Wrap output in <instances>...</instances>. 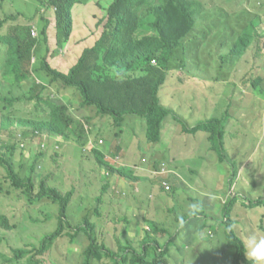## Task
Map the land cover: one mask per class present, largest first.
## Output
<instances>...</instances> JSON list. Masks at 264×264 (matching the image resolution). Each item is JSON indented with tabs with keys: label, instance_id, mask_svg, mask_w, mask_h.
Returning <instances> with one entry per match:
<instances>
[{
	"label": "rangeland",
	"instance_id": "374dc122",
	"mask_svg": "<svg viewBox=\"0 0 264 264\" xmlns=\"http://www.w3.org/2000/svg\"><path fill=\"white\" fill-rule=\"evenodd\" d=\"M110 1L88 0L85 3H76L71 11V16L74 20L73 32L69 40L62 45L58 43L55 23H51L47 30L50 53L55 49L59 52L60 49L62 50L60 55L52 53L49 56V61L53 66L60 65V68H64L69 64L70 60H76L84 48L93 46L96 40L93 37L96 35L100 36L97 33L103 27L98 20L106 16V8ZM6 2H8L6 6L4 3L3 8L0 9V18L6 16V14L13 13L18 17L19 25L30 23L32 26L34 24L31 27H34L33 34L41 37L43 36L42 24H46L47 19L52 18L55 14L53 8L38 0H6ZM208 2L223 4L226 9L223 11H198L192 9V6L194 4L203 8L202 1L187 0V9L191 10L196 20L194 29H198L201 35H207L205 32L206 28L210 29L211 27H237V29L243 27V29L234 35L222 33L216 38L214 37L209 47L205 45L203 47L198 46L199 55L206 61L207 67L200 68V65H197L195 61L189 63L187 61L189 54H182L181 50H177L176 55L172 56L166 68L169 82L165 87H170L174 72L183 71L173 88L184 86L188 89L189 82L195 81L192 86L193 90H205L211 96L212 104H214L215 94L220 91V80H217V74L220 73L219 59L223 53L234 45L231 41L234 36L241 35L247 27H259V17L253 16V10H259V6L240 5L238 0H208ZM157 4L164 5V0H157ZM33 16L36 18L34 19ZM154 20V10H152L143 21L142 27L139 28L145 33H150L153 28L149 25ZM8 21L10 22V20ZM9 22L4 26L7 35L15 30L14 28L8 29ZM142 36L144 35L138 34V37ZM197 41L200 43L201 39L197 37ZM191 43L193 44L194 41H191ZM259 45L261 46L262 42ZM6 53L7 44L0 43V68L4 70V73ZM67 56H70V60ZM249 60L253 63L250 70L254 72H249V75H245L243 83L248 84L246 86L249 88L248 92L253 93L255 99L253 103H243L241 107L244 111H247L244 114L254 115L255 119L249 124L240 122L236 130L233 127L226 129L228 148L231 146V136L237 132L243 133L247 138L246 143L242 145L239 153H237L240 157L245 156L239 162L241 166L240 173L236 175L235 169L232 167L231 172H228V177L232 181L228 179L226 182L225 176L219 174L223 173V169L220 168L218 174L213 176L212 182L204 185L202 193L195 191V186L191 187L184 180L175 178L174 192H159L155 196L157 201H165L170 197V200L176 204L181 214L195 212L190 211L194 207L208 215H211L210 213L213 211L222 218L226 202L231 196L238 195L230 213L234 216L235 223L240 222L235 226L234 230L242 242L253 234L264 236V204L247 205L248 203L242 197L246 196L250 199L264 197V120L261 113L258 110L255 111V108L251 106L260 104V100L256 98V94L259 93L257 89L260 84L264 87L261 83V75L258 76L260 69H257L259 67L262 68V64H264V48L260 47L259 53L255 48L251 49ZM34 62L39 63L38 55L34 58ZM256 63L258 64L256 65ZM187 67L192 70H188ZM38 73L40 72H37V70L32 73L34 81L31 85L24 83L14 84L12 82L14 76L11 80L4 83H2L4 78L0 80V125L4 122L10 124L8 128L0 131V137H2L0 145L8 142L7 146L2 150L3 152L7 151L12 156L14 142L17 143L15 138L13 139V134L22 127L17 124L19 122L14 123L10 116L14 118H36L44 117L48 114L49 106L45 102L36 104L34 101L30 102L27 100L30 96V89L33 88L34 82L37 81L36 77H40L39 81L42 83H48L52 79V76L48 73H45L46 75H39ZM135 74H140V71L137 70ZM250 77L251 79H249ZM259 79L260 81H258ZM61 82L63 81L56 80L58 86L61 85ZM236 83L239 86V96L241 98L247 96V91L240 87L241 81H236ZM254 83L256 84L254 85ZM48 89L45 90V98L56 97L60 88L55 86L53 91H48ZM61 89L63 94H69L73 98L79 97L76 90H73L74 88H69L70 91L68 92H65V88ZM125 90H115L116 100L112 101L120 109H124L123 106L128 103L126 98L129 96L124 92ZM224 92L234 93L235 88H231L230 92L229 90H224ZM54 93H57V95H54ZM5 96L20 98L16 100L13 106L8 107L10 103L3 99ZM91 96L96 97L97 90L92 89ZM261 97L264 98V95ZM233 98H235L233 95L222 97L226 103V111L230 108ZM139 99L140 97L137 96L136 99L132 100L138 102L140 101ZM129 107H133V105L131 104ZM181 114L193 125L205 118L221 116L220 112L212 108L207 112L191 110L182 111ZM169 116L171 117L172 115ZM109 117L97 124H93L91 121L87 122L90 126L89 133L86 132L84 126L81 127L76 122H73L68 129L69 139L64 138L62 140L58 150L60 153L59 157H57L58 151L55 152L52 147L45 150L38 147L33 150H23L17 143L13 158L14 168L22 180L31 178L34 188L31 191V196L27 188L18 189L5 168L0 166V253L3 254H0V264H112L111 259L105 256H102V258H87L86 251L92 242L84 231L76 232L73 230L74 228L72 227L79 224L93 228L94 244H98L99 249H111L118 253L126 245L130 246L129 249L134 248L137 250L146 241L155 239V234H157L160 237L157 241L160 243L158 249L149 245L147 247L146 261L157 259L159 264H185L184 259L170 255L168 252L161 255L160 249H167L166 245L169 243L166 240H168L167 235L170 234L162 227L166 226L171 233H174L175 230L170 229L171 221L167 219L159 220L148 212L147 217L153 221L152 223H155V227L152 229L151 222L147 220L146 226L148 229L144 228L142 230L139 225L135 224V220L131 221L128 215L125 214L121 200L126 196V193L122 192L121 188L119 191L113 188L111 192L108 191V187L106 190L103 189L105 182L112 181L113 174H108V171L105 172L103 170L102 165L104 163L99 157L94 156V150L96 149L94 147L99 148L105 154L104 160H109L113 165H118L125 154L126 156L129 154L141 158L143 155L151 154L156 147V144L149 142L146 137L145 119L142 116L134 115L133 118L128 119L122 126L121 131L119 130L120 128L114 125L111 116ZM91 119V116H87L86 121ZM220 119L219 117L218 120ZM3 134L4 136H2ZM100 138L104 140L102 144L98 143ZM198 147L204 149L205 142H201ZM3 152L0 151V154L2 156L5 155L8 159V156ZM216 153L215 151L213 161L210 158V162H213L214 165L217 164ZM146 161L147 159H142V162ZM227 163L228 159L221 161L220 165L226 166ZM128 166L137 168V165L133 163H129ZM167 170H170V168ZM194 177L196 176L194 175ZM197 180L201 182L202 177L198 176ZM233 180H236L235 184ZM44 188L58 189L62 195L71 193L65 218L60 217V204L53 200L51 196L40 199L37 197ZM155 191V188H150L144 192H139L137 199L134 195H131L128 204L134 202L133 207H145L153 200L154 197H151L150 194L152 192L155 193ZM114 200L116 201L115 203L121 205L120 209H113L111 203L113 204ZM211 202H214V207L209 204ZM219 207H221L220 211ZM157 211V217L165 215V218H167V214L163 210ZM85 218L87 220L86 223L84 222ZM176 220L178 218L174 217V221ZM6 221H9L12 225L11 229L6 227ZM180 222L179 220L178 225ZM60 224L63 227V233L60 232V236L51 241L50 245H47L43 255L38 253V247L42 243V239L55 233ZM131 226L139 229L141 238L135 234L137 232L136 229L133 232L129 231ZM211 227L212 230H216L214 224H211ZM154 230L158 232L154 234ZM185 231L186 228L184 227L181 232L185 233ZM178 232L176 231V234ZM207 233L204 228L196 229L194 232L192 231L188 240L184 243L187 247H192L195 252H198L201 247H199V244H203L207 240ZM128 237L131 238L130 242L126 240ZM15 248L25 249L27 253L21 259H18L14 253ZM218 253L219 255H227V257L232 254L227 250L223 251V249H219ZM129 257H131V254ZM248 260L249 264H253L250 258ZM115 264H130V261L128 262L127 260Z\"/></svg>",
	"mask_w": 264,
	"mask_h": 264
},
{
	"label": "trees",
	"instance_id": "16d2710c",
	"mask_svg": "<svg viewBox=\"0 0 264 264\" xmlns=\"http://www.w3.org/2000/svg\"><path fill=\"white\" fill-rule=\"evenodd\" d=\"M38 1L55 10L54 16L47 19L46 24H42V37L33 34L34 27H31L34 24L31 26L30 23L18 24L16 25V29L10 34L0 35V37L5 36L10 38L9 42L11 44L9 59L6 63L7 70L5 71L7 81L11 80L14 76L12 81L14 84L24 83L31 85L34 81L32 76L34 70L40 72L38 73L39 75H46L45 73H48L52 76V79L48 83H42L39 81L40 77H36L37 81L34 82L33 88L30 89V96L27 99L30 102L34 101L36 104L45 102L49 106L46 116L14 118L9 115L14 123L19 122L17 124L22 127L13 134V139L15 138L19 147L23 150H33L36 147L45 150L52 147L57 152L62 140L64 138L69 139L68 129L73 122H76L81 127L84 126V122L76 117V115L83 111L82 107H87L89 104L96 105L101 113L112 116L116 127L121 125V121L127 113L142 115L145 117V133L148 141L159 142L163 121L173 119V117L168 116L170 110L158 100V90L165 79L164 72H166V68L172 56L176 55L177 50H181L182 54L194 53L199 55L198 46H207L205 41L206 35L203 36L198 31L194 32L195 17L191 10L187 9V0H164V5L157 4V0H111L106 8V16L98 20L99 24L103 26L102 30L97 33L100 36L94 41L92 47L84 48L76 60L71 61L70 56H67L70 60V67L66 71L63 68L53 66L49 61V56L52 53L60 55L62 50L60 49L59 52L55 49L50 53L51 49L48 45L47 30L51 23H55L58 33V43L62 45L67 42L73 32L74 26V20L71 16L72 8L76 3H85L88 0ZM152 10H154L155 20L149 26L154 31L145 33L139 27H142L143 21ZM15 17V14L10 13L0 18V31L4 29V26L9 22L8 20H12ZM33 18L35 19L36 17L33 16ZM138 34L144 36L138 37ZM191 37H199L201 39L200 43L197 39L193 40ZM191 41H194V43L192 44ZM247 43L248 37L245 33L234 43L231 52L225 55L222 60H227L232 54H240L241 56L248 48L246 46ZM37 55L39 63L34 62V58ZM152 59L157 61L156 66L149 64ZM143 63H146L148 66L146 72L140 71V74H135L137 70H141ZM56 80L63 82L58 86ZM55 86L60 88L57 91L58 95L54 93V95H57L56 97L45 98V90L49 88L48 91H53L55 90ZM61 88H65V92L70 91L69 88H74L73 90H76L79 97L73 98L69 94H63ZM92 89L97 90L96 97L91 96ZM124 89H126L124 92L129 96L126 98L128 99V103L123 106L124 109H120L112 101L116 100L115 90ZM64 95H67V101L64 100ZM137 96L140 97V101H133L132 99H136ZM19 98L16 96H12L11 98L6 96L4 100L10 103L8 105L10 107ZM131 104L133 107H129ZM225 120V116L221 117L220 120L211 118V120L200 122L191 129L193 132L198 129L209 131L211 133V147L213 146L218 151L221 159L225 155L223 148ZM9 125L8 122H4L0 131L8 128ZM183 130H186L185 125H183ZM0 140L2 141V137H0ZM17 143L14 142L13 156L7 151L3 152L2 150L7 146L8 142L0 145V151L8 156L7 159L5 155L2 156L0 154V166L5 168L10 179L18 189L27 188L31 196V191L34 188L33 180L31 178L22 180L14 168L13 158ZM94 148H96L94 156L102 160L105 172L108 171V174H113L112 176L118 175L125 179L136 180L133 177L131 169L125 165L111 164L109 160H104L105 154L99 148ZM57 154V157H59V151ZM109 185L110 181L105 182L103 189L106 190ZM46 196H51L53 200L60 204V217L65 218L71 193L62 195L58 189L44 188L37 197L40 199ZM237 197L238 195L231 196V200L229 199L226 202L222 220L225 225L228 244L237 249L236 257H234L235 264H249L245 253L246 249L243 242L235 233L230 217L231 208ZM242 197L248 203L247 205L264 204V197H256V199H250L246 196ZM84 222H87L86 218ZM5 225L9 229L12 228L9 221H6ZM151 227L153 229L155 223H151ZM72 228L76 232L84 231L91 240L92 243L87 251L85 250L87 258H102V256H105L111 259L112 264L127 260L128 262L130 261V264H159L157 259L146 261L147 247L151 245L158 249L160 244L157 242L160 237L155 234L157 230H154L155 239L146 241L147 243H143L139 249H129L130 246L126 245L118 253L111 249H99L98 244H94V232L91 226L79 224ZM144 228L148 229L146 225ZM62 230L63 227L60 224L55 233L43 238L42 243L38 247V253L43 255L47 245H50L51 241L58 238L60 232L63 233ZM140 234L141 232L137 235L140 237ZM126 240L130 242L131 238L128 237ZM166 242L169 243L166 245L167 251L160 249L161 255L168 252L170 255H175L178 258L183 257L185 244L181 243L179 236L172 237L166 240ZM14 253L16 258L21 259L27 251L15 248ZM130 254L131 257H129Z\"/></svg>",
	"mask_w": 264,
	"mask_h": 264
},
{
	"label": "crops",
	"instance_id": "0c3cea01",
	"mask_svg": "<svg viewBox=\"0 0 264 264\" xmlns=\"http://www.w3.org/2000/svg\"><path fill=\"white\" fill-rule=\"evenodd\" d=\"M201 1V0H195ZM206 2H202V7L200 8L197 5L192 6V9H196L198 11H210L217 10L223 11L226 9V6L223 4H213L209 3L208 0H204ZM240 5L245 6H259V10H253V16L259 17V27H247L245 31L239 36H234L231 40L233 43H236L242 35L246 33L248 37L247 50L240 56V54H232L224 63L219 64L220 73L217 74V80H220V91L215 94V103L212 104L211 96L202 89H198L196 91L193 90L192 86L195 84V81H190L188 85V89L184 86H173L180 79V74L183 71H176L173 73V77L171 79L170 88L164 91V97L166 99V106L172 108V110L178 115V119H169L163 121L161 127V140L156 144L155 149L149 155H143L141 158H138L136 155L126 154L121 158V162L118 165H125L129 167V163H133L137 165V168H133V174L135 176L134 179H125L121 176H112V181L108 187V191L111 192L113 188H116L117 191L120 190L126 193V196L121 200L123 208L125 209V214L128 215V218L133 221L135 220V224L139 225L143 230L145 225L147 224V220L151 221L147 214L150 212L153 216L158 218L159 220L167 219L171 221L170 229H174L175 232L171 233L166 226L162 227L165 231L169 232L167 236L180 237L181 243H184L188 240L192 231L194 232L196 229L204 228L207 233V240L203 244H199L200 249L198 252H195L192 247H187L186 244L183 250L182 259L185 260V264H235L234 257H236L237 249L234 246L228 244L225 225L223 224L222 218L211 211V215L205 214L200 211L198 208L192 207L190 214H181L176 207V204L170 200L168 197L165 201H157L155 200L156 194L161 193H172L175 189V178H179L184 180L191 187L195 186V191L202 193L204 185H207L212 182L213 176L218 174V170L220 168L223 169V173H219L225 176V181L231 178L228 177V172H231L232 167L235 169V174H239L241 171V166L239 162L245 156H238L241 147L246 143L247 138L242 133H236L232 135L230 138V148L227 147V131L228 127H233L236 130L239 127L240 122L252 123L255 119L254 115L244 114L247 111L242 109L243 103H249L254 101L255 96L253 93L248 92L249 88L246 87L248 84L243 83V77L251 71V66L253 63L249 60V52L251 49H256V51L260 52V47L264 48V0H238ZM0 9L3 8V3L6 6V0H1ZM17 16L10 20L9 22V30L12 28L16 29L18 25ZM7 25V24H6ZM243 29H237V27H211L210 29L206 28V44L209 47L211 44V40L222 33H229L234 35L238 31ZM198 31V29H194V32ZM6 29L0 31V35H6ZM99 36L96 35L95 39ZM84 38V37H83ZM193 40L197 38L191 37ZM8 37H0V40L3 44L9 43ZM262 42L260 46L259 43ZM233 46H231L226 53H230ZM189 63L195 61L197 65H200V68L207 67L206 61L202 59V57L198 54L190 53L189 58L187 59ZM258 63H256L257 65ZM59 66L60 65H55ZM70 67V63L67 64L63 70H67ZM188 70H192L190 67H187ZM260 69L258 76L261 75V83L264 85V64H262V68ZM194 71V70H193ZM252 77V76H251ZM251 77L249 79H251ZM236 81H241L240 87L244 88L248 95L241 98L239 96V86ZM260 87L264 90V87ZM231 88H235L234 93H225L224 90L231 91ZM233 95L235 98L232 99L231 106L226 111L225 101L222 99L223 96ZM257 95V99L260 100V104L251 105L255 108V111H259L261 113L262 119L264 120V98L263 91L259 92ZM64 100H68L67 95L63 96ZM162 102V100H161ZM163 103V102H162ZM212 108L215 111L221 113V116L226 115L225 122V131L223 133V145L225 148V153L227 155L228 163L227 165H220V159L218 153H216L217 164L214 165L213 162H210V158L213 161L214 158V150L211 147V143L209 141V133L206 131L198 130L196 132H185L183 130V125L189 124L181 113L182 111H209ZM81 109L83 111L77 114L82 120H85L87 116L92 117V123L97 124L100 123L101 120H105L110 118L109 115H100L94 107L84 106ZM134 115H127L123 125L127 122L128 119L133 118ZM221 116H215L211 118H219ZM211 118H205L200 121H204ZM113 120V119H111ZM198 121V122H200ZM197 122V123H198ZM122 125V126H123ZM122 126L120 131L122 130ZM201 142H205V148L200 149L198 147ZM142 159L146 160V162H142ZM164 161L168 164V167L171 171V190L165 191L161 187V183L158 177H151L149 175V169L152 167H158ZM246 162V161H245ZM152 165V167H151ZM211 166V167H210ZM194 175L196 177H194ZM201 176L202 181L198 182L197 177ZM155 188V193L152 192L150 194L151 197H154L145 207L138 208L133 207V204H128L129 197L134 195L137 199L139 192H144L147 189ZM110 195V194H108ZM135 199V200H136ZM114 203L112 205L113 209H120L121 205L118 203ZM212 207H214V202L209 203ZM223 204V203H222ZM224 205V204H223ZM225 209V207H224ZM157 210H163L167 214V218L165 215L162 217H157ZM221 207H219V211ZM161 212V211H160ZM174 217L178 218V220L174 221ZM232 218V222L234 221L233 228L238 225L235 223V219L233 215H230ZM129 220V221H130ZM179 220L181 221L180 224ZM211 224L216 226V230H212ZM186 228L185 233L181 231ZM137 230L135 234H138L140 231L138 228L131 226L129 231ZM176 231H179L176 234ZM221 232V233H220ZM198 247V248H199ZM197 248V249H198ZM223 249L232 253L231 256L227 257V255H219L218 250Z\"/></svg>",
	"mask_w": 264,
	"mask_h": 264
},
{
	"label": "clouds",
	"instance_id": "9594fccd",
	"mask_svg": "<svg viewBox=\"0 0 264 264\" xmlns=\"http://www.w3.org/2000/svg\"><path fill=\"white\" fill-rule=\"evenodd\" d=\"M202 2H206V1H203V0H201ZM2 2H1V0H0V4H1ZM4 4V3H3ZM4 17V16H3ZM2 17V18H3ZM195 22H196V20H195ZM154 31V30H153ZM0 43H2L1 42V40H0ZM10 47H11V44H10V42L9 43H7V53H6V57H5V62H4V65L6 66V63H7V61H8V59H9V55H10ZM229 53H223L222 55H221V57H220V59H219V63L220 64H222V63H224L226 60H222V58L225 56V55H228ZM150 65H152V66H156V64H157V61L155 60V59H152L151 60V62L149 63ZM147 65H146V63H143V65H142V67H141V70H139V71H143V72H146V69H147ZM7 70V67H5V71ZM165 73V79H164V81L161 83V85H160V87H159V90H158V100H159V102L163 105V106H165L166 108H168L169 110H170V114L169 115H172L171 117H173V119H175V117H176V119H178L179 120V118H178V115L172 110V108H170V107H168V106H166V105H164V104H166V99H165V97H164V99H163V96H164V91L165 90H167L168 88H170V87H165L166 86V84H168V82H169V78H168V76H167V73L166 72H164ZM247 75H249V74H247ZM4 78V80L2 81V83H4V82H6L7 80H6V78H5V73H4V70L2 69V68H0V80H2ZM256 84V83H255ZM254 84V85H255ZM171 85V84H170ZM259 92H261V91H263V95H264V90L261 88V87H259L258 89H257ZM1 97H2V95H1ZM3 99H6V96L3 98ZM161 100H162V102H161ZM88 106H91V107H94V109L100 114V115H108V114H104V113H101L100 111H99V109H98V107L96 106V105H93V104H89ZM129 114H131V115H139V116H142V115H140V114H136V113H127V114H125L124 115V118H123V120L121 121V125L118 127V128H120L121 129V126L123 125V122H124V120H125V118H126V116L127 115H129ZM168 115V116H169ZM110 116V115H109ZM226 117V115L224 114L223 116H221V117ZM76 117H78L79 119H81L78 115H76ZM143 117V116H142ZM220 117V118H221ZM111 118L113 119V117L111 116ZM144 119H145V117H143ZM216 119H218V118H216ZM82 120V119H81ZM207 120H211V119H207ZM207 120H204V121H207ZM83 122H84V126H85V129H86V132H88L89 133V130H90V126L87 124V122H89V121H91L92 122V119L91 120H88V121H86V119L85 120H82ZM113 121H114V119H113ZM200 122H203V121H200ZM200 122H198V123H196V124H194V125H189V124H186L185 126H186V130H185V132H193V131H191V129H192V127H195V126H197ZM225 122H226V120H225ZM225 122H224V131H225ZM114 123V122H113ZM1 126H2V124L0 125V129H1ZM119 129V130H120ZM198 130H202V129H198ZM198 130H196V131H198ZM196 131H194V132H196ZM202 131H206V130H202ZM206 132H208L209 133V141H211L210 140V135H211V133L209 132V131H206ZM160 133H161V130H160ZM161 135V134H160ZM2 136H4V134L2 135ZM64 140V139H63ZM104 142V140L102 139V138H100L99 140H98V143H100V144H102ZM149 142H151V143H154V142H152V141H149ZM160 142V141H159ZM158 143V142H157ZM223 148H224V145H223ZM60 149V148H59ZM212 149L213 150H215L217 153H218V151L215 149V148H213V146H212ZM224 153H225V148H224ZM218 155H219V153H218ZM219 159H220V161H225V160H227V155H226V153H225V155H224V158L223 159H221L220 158V155H219ZM121 162V161H120ZM119 162V163H120ZM112 164V163H111ZM129 169H131V171H133V168H131V167H128ZM169 167H168V164L166 163V162H164V161H161V163H160V165L158 166V167H152L151 169H149V175L151 176V177H158L159 178V180H160V183H161V187L165 190V191H170L171 190V180H172V177H171V171L170 170H167ZM133 177H135L134 176V174H133ZM25 180V179H24ZM232 181V180H231ZM234 181V184H235V182H236V180H233ZM230 215H231V213H230ZM222 219H223V217H222ZM221 219V220H222ZM155 232H157V231H155ZM173 236H168V240L170 239V238H172ZM145 243H147V242H145ZM243 245H244V248L246 249V256H247V258H250L252 261H253V264H264V236H257V235H255V234H253L252 236H249L247 239H245L244 241H243Z\"/></svg>",
	"mask_w": 264,
	"mask_h": 264
}]
</instances>
